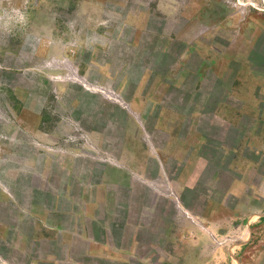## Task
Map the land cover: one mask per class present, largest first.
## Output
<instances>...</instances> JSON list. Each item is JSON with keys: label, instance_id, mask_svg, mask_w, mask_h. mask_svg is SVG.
Here are the masks:
<instances>
[{"label": "rangeland", "instance_id": "rangeland-1", "mask_svg": "<svg viewBox=\"0 0 264 264\" xmlns=\"http://www.w3.org/2000/svg\"><path fill=\"white\" fill-rule=\"evenodd\" d=\"M101 182L128 264H264V0H0L1 256Z\"/></svg>", "mask_w": 264, "mask_h": 264}, {"label": "crops", "instance_id": "crops-1", "mask_svg": "<svg viewBox=\"0 0 264 264\" xmlns=\"http://www.w3.org/2000/svg\"><path fill=\"white\" fill-rule=\"evenodd\" d=\"M104 188L102 182L94 188L95 199L86 205L83 201L71 199L64 208L63 202L57 199L52 208L41 210L35 215L37 225L34 232L22 237L23 246L19 244V248H24L22 250L27 255L30 250L26 248L28 244L37 246L38 255L32 256L29 264H128L129 259L134 258L139 245L137 234L132 233L131 238H127L128 246L118 245L115 242L117 221L97 213V206L105 201L106 193L109 192ZM90 191L84 190L80 199L89 198ZM107 201L104 202L105 206L108 205ZM120 223L126 229L127 221L120 220ZM247 226L250 228V223ZM111 229L114 237L111 236ZM119 238L123 240L124 237ZM0 264L17 263L0 254Z\"/></svg>", "mask_w": 264, "mask_h": 264}]
</instances>
